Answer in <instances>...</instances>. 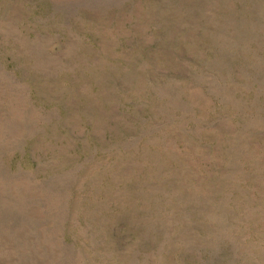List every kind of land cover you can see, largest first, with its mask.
<instances>
[{
    "label": "rangeland",
    "instance_id": "obj_1",
    "mask_svg": "<svg viewBox=\"0 0 264 264\" xmlns=\"http://www.w3.org/2000/svg\"><path fill=\"white\" fill-rule=\"evenodd\" d=\"M0 264H264V0H0Z\"/></svg>",
    "mask_w": 264,
    "mask_h": 264
}]
</instances>
